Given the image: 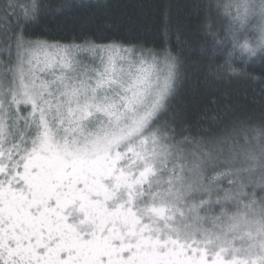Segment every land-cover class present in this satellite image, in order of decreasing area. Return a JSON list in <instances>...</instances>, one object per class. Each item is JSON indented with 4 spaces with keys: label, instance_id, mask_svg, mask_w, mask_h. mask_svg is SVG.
I'll use <instances>...</instances> for the list:
<instances>
[{
    "label": "snow or ice",
    "instance_id": "6c2138e0",
    "mask_svg": "<svg viewBox=\"0 0 264 264\" xmlns=\"http://www.w3.org/2000/svg\"><path fill=\"white\" fill-rule=\"evenodd\" d=\"M81 6L0 0V264H264V0H190L157 47L47 29ZM192 75L259 115L187 122Z\"/></svg>",
    "mask_w": 264,
    "mask_h": 264
},
{
    "label": "trees",
    "instance_id": "16d2710c",
    "mask_svg": "<svg viewBox=\"0 0 264 264\" xmlns=\"http://www.w3.org/2000/svg\"><path fill=\"white\" fill-rule=\"evenodd\" d=\"M82 5L46 24L57 36L79 33L86 29L87 35L108 37L126 44H144L157 47L163 38L166 20L172 25L189 23L187 5L190 0H56ZM175 42V36H171ZM98 42H107L100 40ZM191 64L192 61H189ZM207 67V62H196ZM195 71V69H190ZM259 67L253 74H258ZM259 85L240 79L205 81L203 75H192L178 88L172 101L173 112L189 123L202 119L205 112L219 108H231L239 112L259 115L257 97ZM215 100V104L212 101ZM172 113H169L171 115Z\"/></svg>",
    "mask_w": 264,
    "mask_h": 264
}]
</instances>
